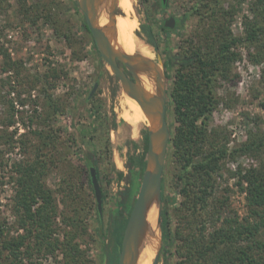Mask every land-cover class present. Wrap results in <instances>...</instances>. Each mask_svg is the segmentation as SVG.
I'll return each instance as SVG.
<instances>
[{"label":"rangeland","instance_id":"obj_1","mask_svg":"<svg viewBox=\"0 0 264 264\" xmlns=\"http://www.w3.org/2000/svg\"><path fill=\"white\" fill-rule=\"evenodd\" d=\"M37 1L27 0V4L33 5ZM194 1L168 0V7L161 9L153 4L155 0H150L152 7L148 13L139 0H131L127 11L116 5V15H126L135 21V34L148 46L152 60L157 62V54L160 56L167 102L175 72L167 65L166 50L169 48L178 52L182 40L189 34L197 41L203 36L204 27L213 29L210 22L199 27L195 17L186 23L183 31L170 34L165 44L160 24L169 16H180ZM210 2L212 6L214 2ZM253 2L245 0L238 6L235 0H221V10H228L231 6L235 9L229 27L235 37H243L245 23L255 20L249 12ZM41 3L47 5L49 11L44 16L33 13L29 20L19 13L16 0L0 5V66L4 59L2 52L12 63H17L7 71L0 69V226L7 240L23 234L16 223L15 165L18 162L45 160L50 167L43 180L53 193L58 211L53 223L56 229L54 237L61 240L65 229L77 231L76 241L85 250L86 260L90 264H107L105 251L111 240L108 227L112 215L116 213L119 192L125 186L130 187L134 190V203L139 190L135 192L136 185L139 182L140 186L142 178L139 175L127 185L125 181H117L116 171L127 175L128 158L141 155L147 119L140 114L141 121L136 117L117 79L109 72L97 49H93L90 36L80 28H83L82 13H75L73 0H40ZM215 16L221 19L219 13ZM256 21L261 19L256 18ZM146 29H151L156 48L148 44ZM234 49L240 56L233 63L228 79H219L216 83L218 104L207 125L205 149L214 145L215 150L226 147L232 151L246 140L247 133L254 130L257 124L258 134L264 135V124L255 120H264V110L260 106L264 103V34L256 44H242ZM94 84L97 88L90 96ZM167 108L166 119L171 136L176 123L171 107ZM213 133L216 137L212 136ZM52 138L55 140L53 148L50 145ZM88 147L93 150L101 169L103 203L100 223L89 173L84 172L79 155ZM199 158L197 156L196 159ZM260 163H264V149L252 156L227 153L221 159L217 171L213 173L210 198L199 218L202 222L198 223L199 228L202 229L201 224H205L204 235L210 233L213 226L229 227L232 224L230 220L234 221V226L254 223L255 217L250 213L246 200L245 185L241 187L238 181L240 172ZM177 173L178 164L171 151L167 150L162 185L164 182L165 194L172 201L166 204V210L172 215V227L178 224L186 232L183 215L176 210L183 185V181L176 178ZM65 177L75 183V188L78 187L75 196L83 199L85 211L81 210V201L72 203L70 198L73 197L61 188ZM74 207L81 210V222L77 220ZM67 218L78 222L74 221L71 227L63 222ZM61 259L58 251L53 254L34 253L31 262L55 264ZM8 262V253L4 252L0 256V264ZM24 264H28L25 259ZM158 264L162 262L158 260Z\"/></svg>","mask_w":264,"mask_h":264},{"label":"trees","instance_id":"obj_2","mask_svg":"<svg viewBox=\"0 0 264 264\" xmlns=\"http://www.w3.org/2000/svg\"><path fill=\"white\" fill-rule=\"evenodd\" d=\"M8 0H0V5ZM18 11L24 19H31L32 14L46 15L49 11L47 5L40 4V0L33 5H28L27 0H16ZM148 13L152 7L150 0H139ZM196 1V0H195ZM189 6L180 16L176 17V26L169 30L160 24V32L164 34L166 44L170 34H176L186 28L189 20L198 18L199 27L205 23H211L212 31L204 27L203 36L194 41L190 34L182 40L178 52L166 50L167 65L175 72L172 85L168 93L167 106L172 109V116L176 126L171 133L168 149L178 164V173L175 175L178 180L183 181L180 190L181 200L178 210L185 222L186 232L177 226L172 227V215L166 210L169 199L165 194L164 182L161 188V247L159 251V262L162 264H264V163L257 167H250L239 173L238 184L245 185L246 200L251 214L254 215V223L215 227L204 235L205 224L199 228V218L210 198V190L213 188V173L218 169L219 163L227 153L229 155H255L264 149V135L258 134V129L250 130L246 140L229 151L226 147L217 148L214 145L205 149V141H208L207 125L212 112L215 110L218 100L216 98V83L219 79H228L232 71L233 63L239 58V53L234 51L235 47L242 44L254 45L260 36L264 34V0H254L249 6L252 19L245 23L243 37H235L229 27L231 26L235 9L231 6L228 10H221V0H197ZM245 0H235L240 6ZM76 14H81L74 2ZM156 7L165 9L160 0L153 3ZM36 8V9H34ZM216 8V9H215ZM220 14L221 19L215 16ZM48 16L50 14H47ZM82 26L91 38L93 49L96 50L94 40L85 26L84 17ZM260 18L261 21H256ZM147 30V29H146ZM213 32V33H212ZM148 44L156 48L155 38L151 29L147 30ZM97 51V50H96ZM3 62L0 66L2 71L11 69L12 63L5 52ZM252 57V56H250ZM258 62L259 60H254ZM264 82V70L262 71ZM260 106L264 110V103ZM168 109V108H167ZM264 124V120L256 118ZM15 134V132H14ZM212 136L216 135L213 133ZM54 138L50 142L54 146ZM148 147V136L143 134L142 153L140 156H130L126 167L129 171L125 175L116 171L118 182L125 181L127 185L133 182L134 178L142 175L145 167L146 153ZM80 158L83 161L84 172L89 173V168H94L101 182V169L91 147L86 151H80ZM199 156V160H197ZM52 163V161L50 160ZM48 162L45 160H34L31 162H18L15 165L17 174L15 205L17 208V227L23 234L7 240L4 238L3 228L0 226V256L8 253V264H24L35 253L53 254L58 251L62 255L60 262L55 264H90L86 260V252L77 242V231H63V238L60 240L54 237L56 229L54 220L58 211L53 193L44 183L43 177L49 170ZM54 163V162H53ZM1 165V163H0ZM136 171V173H135ZM105 172V171H104ZM104 172H102L104 174ZM136 175V177H134ZM163 180V179H162ZM70 180L63 179L61 188L69 195L71 202L81 201V210L85 211L86 204L75 196L78 187ZM108 182V181H107ZM135 183V182H134ZM166 184V182H165ZM101 188V185H100ZM139 188L136 185L135 192ZM134 191V190H133ZM133 191L125 186L119 192L116 201V213L111 217L108 227L111 240L106 246L107 264H118L119 246L121 245L124 229L130 215L133 202ZM103 195V190L101 188ZM77 195V194H76ZM77 197V198H76ZM85 204V205H83ZM74 206V204H72ZM79 207L73 211L78 215L77 220L82 221ZM96 216L99 223L101 216L96 209ZM69 220V221H68ZM74 219V221L78 222ZM73 219H63L69 226H74ZM200 229V230H199ZM23 249V250H22ZM109 250V251H108Z\"/></svg>","mask_w":264,"mask_h":264},{"label":"water","instance_id":"obj_3","mask_svg":"<svg viewBox=\"0 0 264 264\" xmlns=\"http://www.w3.org/2000/svg\"><path fill=\"white\" fill-rule=\"evenodd\" d=\"M98 0H76L78 8L82 13L85 26L91 34L95 47L107 66L109 72L118 80L123 93L134 100L147 119L146 132L148 136V147L146 153L145 167L143 170L139 190L134 200L130 215L128 217L121 245L119 246L118 264H133V256L136 251L139 236L145 225V211L148 202L155 200L158 207L159 237L157 252L151 264H158L159 251L161 247V186L165 159L170 140V131L166 119L167 93L165 78L162 73V62L157 54V62L145 59L140 55L122 57L113 47L110 41L100 33L96 15V4ZM168 0H160L162 6ZM116 14V7L112 10ZM176 26V17L169 16L163 21V27L169 30ZM123 65V68L119 66ZM146 73L151 80L155 79L157 87L156 95L149 93L139 83L138 72ZM97 88L94 84L90 96ZM90 184L92 186L96 209L99 214L102 211L103 197L100 183L94 168H89Z\"/></svg>","mask_w":264,"mask_h":264},{"label":"bare ground","instance_id":"obj_4","mask_svg":"<svg viewBox=\"0 0 264 264\" xmlns=\"http://www.w3.org/2000/svg\"><path fill=\"white\" fill-rule=\"evenodd\" d=\"M131 0H98L96 4V15L98 19L99 31L104 35L119 55L127 57L131 55H140L145 59H152L151 51L135 34V21L126 15H112L114 7H120L127 11ZM122 10V11H123ZM154 57V56H153ZM140 85L149 93L156 95L157 87L155 79L144 72H138ZM126 101L132 106L136 117L140 120L146 117L142 113L138 104L122 93ZM157 96V95H156ZM140 114V115H139ZM141 121V120H140ZM159 237L158 227V207L155 200L148 202L145 211V225L139 236L136 251L133 256V264H151L157 252Z\"/></svg>","mask_w":264,"mask_h":264},{"label":"flooded vegetation","instance_id":"obj_5","mask_svg":"<svg viewBox=\"0 0 264 264\" xmlns=\"http://www.w3.org/2000/svg\"><path fill=\"white\" fill-rule=\"evenodd\" d=\"M119 66L123 68V65L121 63H119ZM118 81V80H117Z\"/></svg>","mask_w":264,"mask_h":264}]
</instances>
